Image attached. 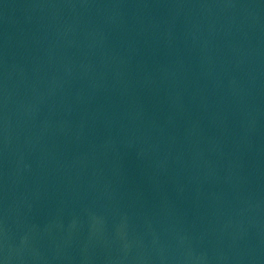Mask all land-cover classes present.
<instances>
[{
    "label": "water",
    "instance_id": "water-1",
    "mask_svg": "<svg viewBox=\"0 0 264 264\" xmlns=\"http://www.w3.org/2000/svg\"><path fill=\"white\" fill-rule=\"evenodd\" d=\"M0 264H264V0H0Z\"/></svg>",
    "mask_w": 264,
    "mask_h": 264
}]
</instances>
